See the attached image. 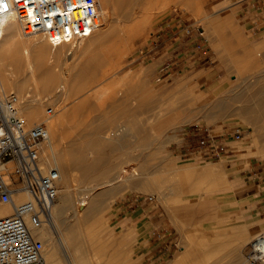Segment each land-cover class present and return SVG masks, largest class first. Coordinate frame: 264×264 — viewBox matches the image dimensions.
<instances>
[{"label":"rangeland","instance_id":"374dc122","mask_svg":"<svg viewBox=\"0 0 264 264\" xmlns=\"http://www.w3.org/2000/svg\"><path fill=\"white\" fill-rule=\"evenodd\" d=\"M165 1V3L163 0L152 1L153 8L146 18L148 21L146 23L143 21L133 24L129 20H119L116 16L111 18L108 39L93 50L86 49L87 41L83 40L75 45L65 46L62 49L66 54L62 60H65L55 69L65 77L67 76L68 80L55 83L53 88L51 87L52 92L50 89L51 93L46 90L48 89L46 87L43 93L46 98L45 110L49 106L56 107L63 115L64 109L66 111L83 96H87L90 102H95L100 106V109L97 108L98 110L95 111L93 118L88 120V124L99 126L101 122L100 128L102 129L98 130L100 136L105 134L108 137L104 136L100 139L98 131L94 128L95 135L93 130L92 133L95 138L97 134L100 141L97 138L96 141H91L89 138L92 133L89 134V137L88 134L84 135V138L79 135L81 138L79 141H81L77 145L84 149L87 157L85 169L87 166L89 168L90 162L92 163L93 158L98 154L105 158L102 163L105 162L106 167L108 163L110 173L122 171L121 168L124 167L130 170L133 165L130 162L126 163L125 160L128 157L144 156L146 158L144 163L147 164L151 172L153 182L166 183L167 185L183 182L188 190L200 189L199 192L205 194L206 197L179 204L177 195L173 193L164 195L155 188L143 187L146 185H143L145 182L142 179L132 180L137 183L139 181V186L134 183L137 185L136 187L129 185L130 182L133 185L132 181H128V185H126L127 180L123 179L115 187L113 186V190L111 189L110 192L106 191L108 186L102 185L99 189H94L87 194V199L90 196L94 197V193L95 198L100 197L101 200L96 201L98 202L96 205L90 204L89 201V206L93 205V209L95 207L97 216H99L100 209L105 207V210H101V214L107 213L108 221L106 219L107 223L103 221L101 225H98L96 231L95 228L91 230L88 227L86 230H90L89 233L95 236L96 233L99 236L98 233L102 230L99 237L100 241L105 244L117 236L116 243L119 247L123 244L124 247L127 245L126 249L132 250L131 255L127 251L129 255L127 257L124 247L121 246L123 252H120L119 248V254L114 257L115 259L113 258L117 264L130 263L131 259L134 260V263L139 261L137 264H228L230 258L233 257L228 256L229 250L238 249L243 240L247 244L244 243L242 249H238L240 255L244 256V259H248L251 264H263L261 259H254V261L251 259L254 250L251 240L257 234L264 236V215L259 210L256 211L255 201L251 200V196H248V192L252 191V186L247 185L250 183L249 176L253 166L264 162V134L261 137L257 136L260 133L254 131L253 125L249 124L251 122L235 113L233 108L237 104L236 97L230 88L234 82L232 74L235 72L233 70L235 69L236 53L242 55L246 50H253L254 45L264 43V1L254 0L256 4H260V8L249 5L253 3V0ZM225 3L228 6L220 8ZM248 5L249 8H244ZM229 9L234 10L232 14ZM207 14L208 19L204 17ZM190 25L195 27V31L198 29L197 27L204 29V35L199 38L201 37V40L207 45V55L195 51V44L192 42L194 36L186 35L182 31L184 27ZM233 27L241 30L243 39L247 40V45L233 46L237 44V38L232 32ZM176 36L180 38L175 39ZM166 43L169 45L167 52H165V48H162ZM179 43L187 48L189 55L187 64L176 62L177 56L174 55V52L176 53L178 50L174 49L180 45ZM168 62L172 63L170 69L164 70L162 67ZM260 64L259 68L264 67ZM65 88L68 91L66 95L63 94ZM134 89L135 95H138L139 91V103L135 104V113L127 104L129 97L134 95ZM7 91H15V89L10 88ZM220 100L224 101L226 105H217ZM45 112L47 115V111ZM62 119L65 123L62 120L60 134L51 137L61 145L58 147L60 151L71 145V147L76 145L74 142L78 141L79 133H77L75 125L80 121L79 118L75 119L71 116ZM187 124L211 125L217 133L240 130L243 138L232 141V150L223 155L220 160L211 161L199 157L190 159L179 150L182 143L177 135L179 129ZM66 127L74 131L71 132ZM61 131L63 134L65 133V136L69 132L73 135L66 138L62 136ZM67 131L69 132L67 133ZM255 135L257 139L254 137ZM76 137L77 140L74 141ZM85 138L86 140H84ZM72 140L73 144H69ZM256 140L258 141L256 142ZM75 147L77 146L73 148ZM69 160L70 163L71 160ZM86 161L89 163L86 164ZM121 163H124L122 167ZM186 164H197L200 169L194 172L189 171L190 173H185L184 169H176V166L180 167ZM72 166L70 177H73L71 182L74 186V188L72 187L74 204L79 203L86 194V191L80 193L81 189L110 178V176H105L104 172L103 176L96 171L94 174H100L99 176H95L92 174L93 172L87 175L85 172L87 169H83L84 171L81 169V172L75 165ZM215 166L222 170L223 177L217 178L215 181L217 185L213 186L209 182L211 181L210 175L203 176L201 169ZM113 169H116L115 172ZM84 172L87 176L84 175ZM179 172H183V174L181 175ZM121 175L126 177L123 171ZM140 180L143 182L141 183ZM221 181L223 182L220 183ZM210 187L212 188L210 189ZM112 191L115 193L112 194ZM97 192L106 196L98 195ZM153 194H156L157 199L154 202H149L147 197ZM187 194L193 196L191 191ZM110 195H113L112 199H110ZM137 195L142 198V203L138 206L139 209L133 213L124 211L121 205H126L129 198ZM93 199L90 200L93 201ZM107 201H110V205L104 206V202ZM204 201L208 202L207 208L200 207ZM190 204L196 206L188 209L182 207ZM102 205L103 207H101ZM73 223L72 217L66 220V225L63 228L64 236L68 235V228L72 229ZM85 225L83 229L79 230L84 231L83 233L91 239L93 235L91 237L88 232L86 233ZM241 231H246L247 236L242 237L239 234ZM80 233H78V241L76 240L79 248L81 245ZM72 234L75 236L77 233H73L72 229ZM159 234H164V236ZM170 234L172 238L169 239L167 237ZM57 235L54 240L58 246L60 245V249L61 236ZM82 235L81 237H83ZM69 236L71 235L69 234ZM73 236L69 239L72 240ZM57 238L59 239L57 240ZM82 239L80 238L84 243L85 238ZM89 240L88 243H90ZM83 247L82 251H78V255L79 253L83 255L89 246L83 245L81 248ZM199 249H202V252L196 254ZM218 249L221 251L220 254L216 252ZM186 251H191V254L194 255L184 257L183 254ZM215 252L217 256L214 254ZM224 252H226L225 255ZM59 255L65 259L61 250ZM108 257L112 258L113 256L111 257L110 254ZM209 260L212 262L210 263Z\"/></svg>","mask_w":264,"mask_h":264},{"label":"bare ground","instance_id":"6f19581e","mask_svg":"<svg viewBox=\"0 0 264 264\" xmlns=\"http://www.w3.org/2000/svg\"><path fill=\"white\" fill-rule=\"evenodd\" d=\"M152 1L153 0H98L100 4V18L97 20V22L99 23V26L88 37L87 40L86 39L83 40V41H87V44L84 43L86 45L85 46L86 49L88 48L90 50L91 49L93 50L98 45H100L101 43H103L104 41L108 39L109 34H110L109 20L113 18L114 16H116L119 20L123 19V20L132 21L133 24L136 22L140 23L143 21L145 23L148 22L146 21L147 20L146 18L148 14L152 11V8H153ZM163 1L164 3L166 2L165 0ZM227 6L228 4L225 3L221 5L220 8L227 7ZM233 11H234L233 9H229L230 14H232ZM204 17L208 19V14L204 15ZM232 30H233L232 32L234 36L237 38V44H234L233 45L234 47L236 45L244 46L248 44L247 40L243 39L241 30H239L237 27H233ZM216 35L218 36V32H216ZM42 37H43L42 35L41 37L40 35H38V37H35V36L25 37L21 32L19 23L15 19H8L5 22L4 35L0 39V60H2L0 61V64H2L0 65V91L5 93V92H8L7 90H9L10 88L15 89V92H17L21 97L22 114L26 117L27 121L29 123H37V122H41L45 120L47 122L49 132L50 134H52L51 137L59 133L60 125L64 122V120L62 119L63 117L65 119V117L71 116L75 119L79 118L80 121L82 119V121L81 122L79 121L80 123L78 122L75 125L77 126V131H78L77 133H79L78 141H75V139L77 140V137L74 138V141L76 142V143L74 142V144H76L74 146H77V147L73 148L74 146L71 147L72 146L71 145L70 147L67 146L69 148L67 149L64 148L62 149V151H60L58 147H60L61 145L58 144L57 141L53 140L52 138L44 146V149H43L44 163L46 164L47 167H57L59 169L60 182H62V185H60L59 199L55 203L53 210H52V222H50L49 224H45L40 228L34 229L33 235L35 238L41 239L44 241L45 249H46L44 255L46 257L48 264H117V262L114 261L113 258L119 254V248L121 250V246L123 245V244L120 245V242L118 241L120 247L118 246V244L116 243L117 236H114L112 238L113 242L111 240V242L108 241V243L105 244L100 241L101 238L99 237L102 230L100 231V233H98L99 236H97V233H96V236L92 234L93 237L91 233H89L90 230L89 231L86 230V227H88L91 230H94L95 228V231H96V228L99 227L98 225H101V223L105 221L106 219H107L106 221H108L107 213L101 214L102 212L101 210H105V207H103V205L101 206L103 207V209L102 208L100 209L99 216L96 215L98 213H97V210L96 211L94 210L95 207L93 209V205L89 206L90 204L96 205L98 203L96 201L101 200L99 196H98L99 198H95V193H94L93 194L94 197L90 196L92 199L95 198L93 199L95 203H92L93 201L90 200L91 199L90 197L89 199H87V196H88L87 194L89 192H91L94 189H99V187L102 185L108 186L106 191L110 192L111 189L113 190V186L115 187V185L121 182V180L123 179L125 181L127 180L126 185H128L127 184L128 181H132V180L135 181L137 179H142L146 183V184L145 183L143 184V185H146L143 187H147L149 189L155 188V190L156 189L159 190L160 192L164 193V195H167V194L170 195L171 193L177 195L178 197L177 202L179 204L180 203L182 204L183 202H188V201H196V200L201 199L202 197H206V195L200 193L199 192L200 189H189L188 190L186 185L183 184V182L175 183L172 185H167L166 183L158 184L157 182H153V180L151 179V175H150L151 172L148 169L147 164L144 163L146 159L144 156L139 157V155H136L138 157H135V156L128 157L125 160L126 163L130 162L133 165V167L130 170L125 167L121 168L122 164L124 163H121V167L119 165V168H121L122 171L125 172L126 174V177H124L121 175V172H122L121 170L115 172L116 169L115 170L113 169L115 173H110L108 163L106 162L107 167L106 165H104L105 162L102 163V160H105V158L101 156V154H98L97 156L95 155L96 157L93 158L94 159L93 162L94 161L95 162L94 163L90 162L89 164L90 166L89 168L88 166L86 167L87 171L85 172L87 173V175H89V173H92V172H93L92 174H94V171L98 173L100 172V174L104 172L105 176H110V178H107L102 181L99 180L100 182L90 187L82 186L84 188L83 190L81 189L80 193L82 191L84 192L86 191L85 192L86 194L85 196H83V198L80 199L79 203L77 202L76 204H74L72 201L73 195H74V192H73L74 186H72V182H71L73 181V177L72 178L70 177L71 167H73L72 165H75L76 168L80 169V171L81 169L82 171H84L83 169H85V166H86L85 159L87 160L84 149L78 147L77 145V143L81 141V140L79 141V138H80L79 135L80 136L82 135L83 136L82 138H84L88 134V137H89V134L91 135L92 130L94 132L95 130L98 131L99 129H102L100 128L101 122L99 126L98 125L94 126V124H91L90 126L88 124V120L92 119L95 113V110H94L95 106L90 105L89 103L90 99L87 96L86 97L83 96V98H80L79 100H77L69 108H67L66 111L65 109L63 110V112L60 110L63 113V115L59 113V110H58L59 108H56V107L54 108L56 112H54L51 115H48V114L45 115L46 113L45 111H47L45 110L46 98H44L43 93L46 87L48 88L46 89L47 91L49 90L50 92V89H51V92H52L53 91L52 86H54L55 83H57L58 81L66 82L68 80L67 76L66 78L63 74H61L55 68L59 66L60 63H62V61L65 60V59L62 60L64 56L66 57V54L63 52L62 49L70 43H62L61 45L54 47L53 44L48 39L44 37L42 38ZM263 47H264V43H258L257 45L253 46L254 48L253 50H246L242 55L240 53L239 54L236 53L237 54L236 62L234 64L235 69L233 68L234 69L233 71L235 72L234 74H232V76H234L233 78L234 82H233V86L230 88V90H232L233 93L235 94L236 103H237L235 104L233 110L235 111V113L242 116V118H245V119L247 118L251 122L249 124L253 125L252 127L254 131L256 133L257 132L260 133V134H257V136L259 135V137H261L262 134H264V67L259 68L260 63H262L260 65L262 66L264 65L263 63L264 50H262ZM2 58L4 60L5 59L7 60L4 61ZM3 61L4 63H1ZM67 92H68L67 88H65L63 90V94L66 95ZM217 105L224 106L226 104L224 103V101L220 100L217 102ZM96 107L100 109L99 105L98 106L96 105ZM67 130H71V132L74 131L73 129H67ZM62 131H61L62 136H65L64 135L65 133L63 134ZM68 132L69 131H67V133ZM71 132H69V134H66L65 137L67 138V136L69 135L72 136L73 134ZM102 132L103 131L101 130V133ZM97 133L99 134L100 139L106 136L105 134L104 136H100L101 134L99 131ZM94 135H95V132H94ZM94 135L92 133V136ZM97 136L98 135L96 134V138ZM257 136L255 135L254 137L256 138ZM91 137L89 138L91 141L93 142L94 140L96 141L95 136L92 137L93 139ZM98 139L99 138H97V140ZM100 139L98 141H100ZM84 140H86V138ZM257 141L258 140H256V142ZM71 143L73 144V140L69 144ZM68 160L70 161V163L72 162V164H70ZM88 163L86 161V164ZM176 169H180V170L184 169L186 170L185 173H187L189 171L194 172L195 170L200 169V166L197 164H186L180 167L176 166ZM201 171L203 173V176L208 177L210 175L211 181L209 180L208 181L212 183L213 186L217 185V182H215L217 178L221 179L223 177L222 170L217 166L205 167V168H202ZM85 172H84V175H85ZM81 174L83 175V173ZM100 174H97V175L94 174V175L99 176ZM180 174L182 175L183 172H181ZM142 180H140L141 183L143 182ZM134 181H132L133 185L131 184V182L129 183V185H131L132 187L133 186L136 187L137 185L139 186V181L138 183L137 181L136 182ZM222 182L223 181H221L220 183ZM134 183H137V185L136 184L134 185ZM212 187H210V189ZM189 191L193 192L192 194L193 196H189L187 194ZM99 192H97V194L98 195L101 194V196L104 193L102 191L103 193L99 194ZM80 193L78 194L80 195ZM113 193L115 192L112 191V194ZM112 196L113 195H110L111 197L110 199H112ZM109 202L110 201H107L106 203L104 202V206L106 204H109ZM207 203H208L207 201L202 202L200 204V207L207 208L208 207ZM194 206L196 205L190 204V205H183L182 207L188 209ZM109 207H106V208L108 209ZM11 211H12V208H10L9 206H0V215L10 213ZM71 217L73 218V221H74V223L71 225L73 229V233L75 232L77 234L73 236L72 229L69 230L68 228L69 233L68 231H66L68 235L66 234V236H64L63 228L66 225V220H68V218H71ZM84 225H85L86 233L88 232V235H91L92 237L91 239L86 234L83 233L84 231L83 232L80 231L81 229H83ZM76 228H78L77 231H74V229ZM78 233H80L81 240H83L82 238H85L84 243H82V241L79 238V241L81 243L80 248L78 247L79 244L76 242V240L78 241V236H79ZM57 234L61 236V241H60L61 248L60 249H59L60 245L58 246L54 240ZM69 234L71 236H69ZM239 234H241L242 237L247 236L246 231H241L239 232ZM81 235L83 237H81ZM72 236L73 238L72 240H70L71 238L69 239V237H72ZM74 237H77V238L75 239ZM58 239L59 238H57V240ZM88 240L90 241V243L87 242ZM251 241L253 242V247H254L253 254L251 253L252 256L250 255L251 259H253V261L254 259H261L264 264V236L257 234V236L254 237ZM244 243H246V241L243 240L239 248L245 245ZM82 244L86 247L88 246L89 247L86 249V251H84L85 254L83 253L82 255V253H79L78 255V251H82V249H84V247L81 248L83 246ZM109 244H112V245H109ZM73 245L75 246V248H73L74 247ZM125 247H124V251L126 253L127 251H129V253L132 251V250L130 251V249H126ZM89 248L90 250L91 249L92 250L91 251L88 250ZM72 249H76V250H72ZM238 249L229 250L230 254H228V256L230 255V257L231 256L234 257V255H236L237 257L235 256L236 259L235 257L234 259L233 257H231L228 264H251L248 262L249 261L248 259L246 260L244 259V256L242 257L240 255L241 253L238 251ZM60 250L63 252L65 259L59 255ZM120 252H123V250H121ZM207 252L209 253L208 250ZM216 252L217 253L219 252L220 254L221 251L218 249L216 250ZM216 252L214 253L215 255H216ZM226 252H224V255L226 254ZM110 254H111V257L113 256L112 258L108 257L110 256ZM126 256L127 257L129 256L128 253ZM131 260L132 262L130 263L128 262L127 264H137L139 262L137 261L136 263H134L133 262L134 260L133 259ZM228 260H229V257H228Z\"/></svg>","mask_w":264,"mask_h":264},{"label":"built area","instance_id":"2783aa9c","mask_svg":"<svg viewBox=\"0 0 264 264\" xmlns=\"http://www.w3.org/2000/svg\"><path fill=\"white\" fill-rule=\"evenodd\" d=\"M249 5L260 8L254 0ZM99 18L98 0H0V39L5 22L15 19L25 37L42 35L54 47L77 44L95 31ZM197 28L190 25L182 31L194 36L195 51L207 55V45L199 38L204 29ZM171 64L162 68L169 70ZM21 103L17 92L0 91V206L12 208L0 215V264H48L45 243L34 237L33 230L52 222L60 195V171L44 163L43 149L51 139L47 122L29 123ZM54 112L49 106L47 114ZM178 134L179 150L185 157L211 161L220 160L232 150V141L243 138L240 130L217 133L213 126L203 124L184 125ZM147 199L154 202L157 196ZM128 201L138 207L142 198L137 195Z\"/></svg>","mask_w":264,"mask_h":264},{"label":"crops","instance_id":"0c3cea01","mask_svg":"<svg viewBox=\"0 0 264 264\" xmlns=\"http://www.w3.org/2000/svg\"><path fill=\"white\" fill-rule=\"evenodd\" d=\"M244 8H246V6ZM179 44L180 45L174 49L175 51L178 50V52L176 53L174 52V55L177 56L176 62L178 64H187L189 57L187 48L183 46L182 43ZM162 48H165V52H167V50H169L168 43H166ZM89 103L90 105L95 106L94 108L95 111L98 110L96 107V105L98 104H96L95 102L92 103L90 101ZM136 103H139V91H138V95H135V89H134V95L132 97H129V99L127 100V104L131 106V109L134 113H135L134 108ZM177 135L179 134L177 133ZM249 181L250 183L247 186H252L251 188L252 191L248 192V196H251L252 197L251 200L255 201L254 203L256 206V211L259 210L261 214L264 215V162L257 166H253V168L251 169V175L249 176ZM121 208H124V211H130L132 213L136 212L139 209V207H136L134 204L130 202H128L126 205L125 204L121 205ZM201 250L202 249H199L196 254H200L199 252H202ZM183 255L184 257H192L194 254H191V251L190 252L186 251L184 252Z\"/></svg>","mask_w":264,"mask_h":264}]
</instances>
